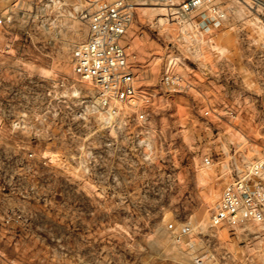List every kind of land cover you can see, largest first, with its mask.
<instances>
[{
    "label": "rangeland",
    "instance_id": "rangeland-1",
    "mask_svg": "<svg viewBox=\"0 0 264 264\" xmlns=\"http://www.w3.org/2000/svg\"><path fill=\"white\" fill-rule=\"evenodd\" d=\"M95 1L0 0V264H264L262 229L210 221L264 152V0H213L227 19L211 41L201 10L178 22L184 0H130L145 119L74 72ZM167 70L191 87L167 90Z\"/></svg>",
    "mask_w": 264,
    "mask_h": 264
},
{
    "label": "built area",
    "instance_id": "built-area-1",
    "mask_svg": "<svg viewBox=\"0 0 264 264\" xmlns=\"http://www.w3.org/2000/svg\"><path fill=\"white\" fill-rule=\"evenodd\" d=\"M199 10L198 32L211 41L210 34L226 21L227 13L213 0H184L175 15L184 26L191 15ZM13 12V7L0 8V32L9 28ZM133 18L134 4L130 0H96L88 16V37L75 47L73 65L78 77L96 85L103 104L111 107L124 103L139 107L138 116L145 119V106L151 98L149 94L139 97L138 78L123 43ZM162 82L169 91L191 87L190 81L174 70L165 71ZM140 100L143 101L142 105ZM205 161L210 163V158L206 157ZM210 221L216 227L227 225L235 230L240 229L245 232L246 239L259 235L258 229L264 231V152L253 158L223 188L212 207ZM169 227L175 228L174 223H170ZM184 229L189 227L185 226ZM209 256L214 258L216 254Z\"/></svg>",
    "mask_w": 264,
    "mask_h": 264
},
{
    "label": "bare ground",
    "instance_id": "bare-ground-1",
    "mask_svg": "<svg viewBox=\"0 0 264 264\" xmlns=\"http://www.w3.org/2000/svg\"><path fill=\"white\" fill-rule=\"evenodd\" d=\"M157 58V57H156ZM170 59V58H169ZM179 60L181 61V59H180V57H178V56H173L172 58H171V60H170V65H173V64H175L176 62H179ZM180 63V62H179ZM179 63H176V64H179ZM185 64V63H184ZM169 65V66H170Z\"/></svg>",
    "mask_w": 264,
    "mask_h": 264
}]
</instances>
